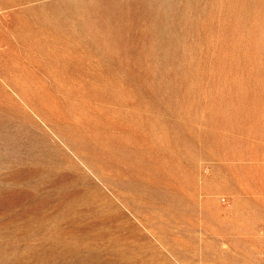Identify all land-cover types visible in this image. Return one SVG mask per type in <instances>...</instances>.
Wrapping results in <instances>:
<instances>
[{
  "label": "rangeland",
  "instance_id": "rangeland-1",
  "mask_svg": "<svg viewBox=\"0 0 264 264\" xmlns=\"http://www.w3.org/2000/svg\"><path fill=\"white\" fill-rule=\"evenodd\" d=\"M0 264H264V0H0Z\"/></svg>",
  "mask_w": 264,
  "mask_h": 264
}]
</instances>
